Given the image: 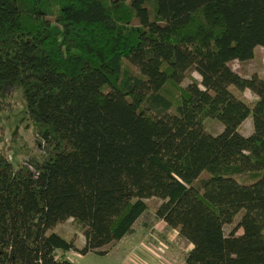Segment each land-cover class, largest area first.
Returning <instances> with one entry per match:
<instances>
[{"label": "trees", "instance_id": "trees-1", "mask_svg": "<svg viewBox=\"0 0 264 264\" xmlns=\"http://www.w3.org/2000/svg\"><path fill=\"white\" fill-rule=\"evenodd\" d=\"M257 47L264 0H0V95L22 91L44 152L0 151V264L105 256L150 199L185 264H264V78L230 67Z\"/></svg>", "mask_w": 264, "mask_h": 264}, {"label": "rangeland", "instance_id": "rangeland-1", "mask_svg": "<svg viewBox=\"0 0 264 264\" xmlns=\"http://www.w3.org/2000/svg\"><path fill=\"white\" fill-rule=\"evenodd\" d=\"M230 67L233 71L238 73L245 78H248L252 74L256 73L264 78V49L257 47L255 49V57L253 60L245 63H239L234 61L230 63ZM190 79L200 80L197 73H191L189 79L184 80L182 86L185 87L189 84ZM239 97L251 101L254 97L245 92ZM204 126L206 131L215 136L223 131V126L214 119L207 118L204 121ZM38 124L31 121L26 114V107L23 99L22 91L11 85H5L2 94L0 95V151L10 157V162L13 164L14 168H18L23 163L27 162L29 159L39 160L44 154L41 151V147L38 145L36 140V130ZM253 131L251 120H247L243 125L242 134L243 136H249ZM148 209L144 215L138 220L139 222L135 226V232L143 234H156L152 229L156 223V218L154 216V210L160 203L159 200L150 199L147 202ZM70 222H65L62 224H57L48 233H57L65 238H70L75 231L70 227ZM145 227L142 228V224ZM236 223V222H235ZM235 223L226 228L225 232L228 233ZM157 229H159L157 227ZM171 230L167 229L165 234H168ZM241 231L238 232L240 234ZM79 235V241L76 243L78 248H81V244L84 241L82 234ZM172 244H176L174 241ZM171 244V245H172ZM110 247V249H112ZM167 248V247H166ZM170 249V247H168ZM119 248H114V250L109 252V255L98 256L95 254H87L81 258L73 256L71 253L66 254V258L72 261L74 264H117V254ZM61 254V253H60Z\"/></svg>", "mask_w": 264, "mask_h": 264}, {"label": "crops", "instance_id": "crops-1", "mask_svg": "<svg viewBox=\"0 0 264 264\" xmlns=\"http://www.w3.org/2000/svg\"><path fill=\"white\" fill-rule=\"evenodd\" d=\"M137 223L133 226L131 234L122 238L109 250L110 252L114 248H119L116 252L117 264H185L186 254L192 246L180 238L175 230L170 229L171 232L165 234L169 228L163 221L158 220L152 228L156 234L137 233L135 232ZM142 226L148 228L144 223ZM174 241L176 244H172ZM81 244L83 245L84 241ZM109 252L106 255H109ZM67 253L78 259L82 257L72 251Z\"/></svg>", "mask_w": 264, "mask_h": 264}, {"label": "built area", "instance_id": "built-area-1", "mask_svg": "<svg viewBox=\"0 0 264 264\" xmlns=\"http://www.w3.org/2000/svg\"><path fill=\"white\" fill-rule=\"evenodd\" d=\"M9 161H10V157H8Z\"/></svg>", "mask_w": 264, "mask_h": 264}]
</instances>
